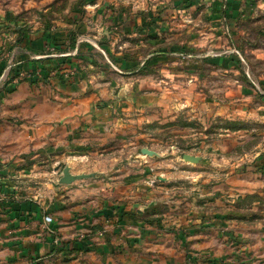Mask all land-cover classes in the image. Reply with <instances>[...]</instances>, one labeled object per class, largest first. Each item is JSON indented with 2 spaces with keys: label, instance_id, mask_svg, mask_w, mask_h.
Segmentation results:
<instances>
[{
  "label": "crops",
  "instance_id": "0c3cea01",
  "mask_svg": "<svg viewBox=\"0 0 264 264\" xmlns=\"http://www.w3.org/2000/svg\"><path fill=\"white\" fill-rule=\"evenodd\" d=\"M62 1L0 0V77L11 62L24 73L0 89V264H264L261 221L196 209L164 221L137 203L135 192L111 187L113 177L96 184L91 177L63 184L62 173L54 181L39 178L34 170L44 161L56 174L62 162L82 174L73 159H90L116 130L118 101L110 83L92 72L95 44L79 42L81 14L70 25L38 22L41 10L52 18L74 2ZM188 2L215 12L229 36L241 34L243 23L264 22V0ZM28 10L32 21L20 15ZM8 20L14 31L5 29ZM27 21L32 26L24 28ZM256 164V184L264 187V161ZM237 191H247L246 184Z\"/></svg>",
  "mask_w": 264,
  "mask_h": 264
},
{
  "label": "rangeland",
  "instance_id": "374dc122",
  "mask_svg": "<svg viewBox=\"0 0 264 264\" xmlns=\"http://www.w3.org/2000/svg\"><path fill=\"white\" fill-rule=\"evenodd\" d=\"M72 1L52 18L41 10L38 22L70 25L81 14L75 28L96 47L92 72L118 101L116 130L90 159H73L76 173H93L95 184L113 177L111 187L135 192L164 221L196 209L264 223V187L256 184V163L264 161V22L243 23L241 34L229 36L215 12L189 0H101L87 10ZM20 15L33 19L30 10ZM8 22L4 28L14 31ZM185 153L200 162L184 160ZM55 165L58 174L47 161L34 171L54 181L68 166ZM241 183L247 191H237Z\"/></svg>",
  "mask_w": 264,
  "mask_h": 264
},
{
  "label": "water",
  "instance_id": "95a60500",
  "mask_svg": "<svg viewBox=\"0 0 264 264\" xmlns=\"http://www.w3.org/2000/svg\"><path fill=\"white\" fill-rule=\"evenodd\" d=\"M142 153L146 154V155H149V156H153L155 154V152L153 150L149 149V148H142ZM183 158L186 161L194 162V163L200 162V160H201V157L195 156V155H192V154H189V153H185L183 155ZM92 175H94V174L82 173V174L75 175V174L71 173V170H70L69 166H65V168L63 169V172H62V177L60 179V182L63 183V184H70V183H72L75 180L88 178V177H90Z\"/></svg>",
  "mask_w": 264,
  "mask_h": 264
},
{
  "label": "built area",
  "instance_id": "2783aa9c",
  "mask_svg": "<svg viewBox=\"0 0 264 264\" xmlns=\"http://www.w3.org/2000/svg\"><path fill=\"white\" fill-rule=\"evenodd\" d=\"M83 41H84V40H83L82 38L79 39V42H83ZM14 66H15V63H12V62H11L10 65H9V67H8V69H7V71H6V72L3 74V76L0 78V87H1V88L4 87L5 84H6V81L10 79V78H9V73L13 71V67H14ZM73 70H74L73 72L76 71L75 68H74ZM8 71H10V72L7 73ZM20 73H21V72H18V74L15 76V78H14V81H15V82L18 81V75H20ZM21 74H23V73H21ZM10 75H11V73H10ZM45 220H46V222L48 223V222H51V221L53 220V218H52V216L48 215V216L45 217ZM98 234H100L99 236L103 235V231H99Z\"/></svg>",
  "mask_w": 264,
  "mask_h": 264
},
{
  "label": "trees",
  "instance_id": "16d2710c",
  "mask_svg": "<svg viewBox=\"0 0 264 264\" xmlns=\"http://www.w3.org/2000/svg\"><path fill=\"white\" fill-rule=\"evenodd\" d=\"M18 72H19V71H17V72L12 71V72H11V78H10L9 80L6 81L5 88H6L7 84L9 83V81L14 80V78H15V76L18 74ZM0 92H1V91H0ZM82 240H83V239H82ZM85 240H86V238H85ZM70 246H71V245L69 244L68 247L70 248Z\"/></svg>",
  "mask_w": 264,
  "mask_h": 264
}]
</instances>
